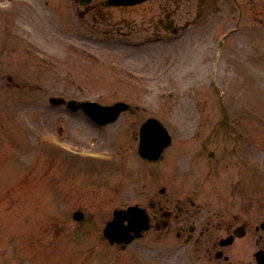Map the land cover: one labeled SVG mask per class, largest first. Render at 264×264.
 I'll return each mask as SVG.
<instances>
[{
  "label": "rangeland",
  "instance_id": "374dc122",
  "mask_svg": "<svg viewBox=\"0 0 264 264\" xmlns=\"http://www.w3.org/2000/svg\"><path fill=\"white\" fill-rule=\"evenodd\" d=\"M250 20H252V18H250ZM250 26L251 27L248 28V37L252 39L249 41L247 58H243V62H247L246 69L250 73V77L248 78L245 75L242 76L239 69L237 75H232L233 80L229 83L228 94L223 99H218L217 94L215 96L213 92H209V97L203 98L208 102H216L218 114L221 113L222 107L225 108L230 115L239 116L243 113L245 106L248 111L255 115H259L258 121L261 125L259 127L253 125L252 128L258 137L264 139V26H253L255 28H253L252 25ZM30 27L34 28L32 25H30ZM208 33V28H201V36H205V38L201 37V49H205L209 45ZM11 49H13V46H11ZM258 54H260V56ZM233 59L234 58L229 57L227 61H232ZM29 68L33 71V67L30 66ZM226 68L227 66L225 69ZM47 69L48 68L42 70L45 72ZM40 70L41 69H39V71ZM206 70L207 68L204 70L202 67V71H200L199 76L196 77L197 79H187L186 77V80L184 79V83H186L184 88L193 87V83L205 82ZM35 71L37 70L35 69ZM11 72L20 73L16 69H9L7 72L0 75V118L4 115V119L7 117L6 108L4 107L6 102L4 100L12 87H14V85H8L7 80H5L6 75ZM40 73H42V71H40ZM40 78L46 86L41 85L37 78L28 74L29 80L38 84L39 87L42 86L43 90L46 87L47 92L51 93V95L58 93L63 94L65 88L68 89L67 93H76L75 90H70L72 87L67 84L62 67L48 69L46 74H40ZM191 78H193V76H191ZM16 81L18 82L19 80ZM106 83L108 82H104L105 87L107 86ZM39 93L41 92H36L34 97L38 98ZM182 94L188 96L193 95L191 92H183ZM113 100L114 99H110L107 101L112 102ZM188 102L189 101H186V103ZM173 105L172 103L168 104L167 111L169 113L173 110ZM148 115L137 114V116L133 117L136 121V125L138 126L142 119ZM53 116L56 115L53 114ZM4 119H0V128L11 130L8 121ZM254 120H256V118H254ZM62 125L63 120L60 119L58 121V126ZM49 126L50 130L55 132V128L52 127V125ZM227 133L228 136L232 135L230 134L231 131H227ZM80 134L86 146L95 148L100 146L99 144L97 146L91 145L93 143V137H91V134L87 131L81 130ZM76 136L80 135L73 132L72 138L74 139ZM9 137L11 141H8L6 144L7 149L0 150V153L6 156L1 165L8 164V168L4 165L0 168V176L2 175L0 177V254L3 255L2 251H10V248L14 245L23 248L22 250L25 253L24 249L30 246L26 237L29 236L30 233H33L37 237L36 242L43 251H47L49 243L54 244L50 250L56 247L57 243H61L64 250L59 254L58 258H71L74 252L72 245L74 248L77 246V241L73 239L72 232L77 230L83 235L78 236V238H83L88 242H94L92 244L96 248L94 253L98 254L100 242L99 231L110 218L114 206L119 203L118 199L121 185L118 184L120 180L117 179L122 174L115 171V169L95 170V168H98L96 165L81 160H78L77 163L74 162L77 164L75 174L72 171H68L66 174L67 169H62H64L65 166L64 157L68 155L50 146L47 148L42 147L43 145L36 151H29V148L32 147L30 143L25 142L23 147L20 139L11 137V134ZM119 142V137L112 136L107 139L106 144L114 145ZM2 146L3 145H0V147ZM20 146L22 147L19 149L18 147ZM226 146L225 143H219V146L216 148L218 149L217 154H221L223 158L225 154L222 148H226ZM211 147H213V144H211ZM247 147V155H251L259 161L261 159L264 161V146L255 143ZM16 151L19 152L15 153ZM26 153L28 155H26ZM17 157L21 158L18 160ZM222 162L221 164L217 163V166L213 169V173H211L212 177H210V173H208V166H204L203 163L199 164L198 172H196L195 175L199 173L203 175L195 186L189 184L188 186L185 185L183 179L175 175V172L172 173L169 168L164 169L161 173L166 175V182L170 183L173 189H178L175 182H178L179 186L184 189H201L203 192H206V194L201 197L202 202L209 204L208 207L220 212H232L241 201L239 197L244 190L238 193L239 197H236V191H240V189L245 186L243 183L239 185L230 183V177L234 175V172H245L249 175L254 174L245 166L234 165L230 160L225 161L226 163L224 164ZM42 169H44L43 172L46 173L36 175L35 172ZM149 169L150 168H147L145 171ZM150 173L155 172L151 169ZM83 177L86 178V183L83 182ZM69 179L71 180L70 184ZM107 179H110V181L108 184H105ZM67 186H69L70 190ZM139 187V185L135 186L132 192L133 195L138 194ZM4 195L7 197H3ZM66 198H68L69 202ZM131 202H133V199ZM20 204H23L26 208L33 205L32 209L30 208L31 211L27 209L24 213V215H27L26 220L20 216L17 211ZM24 207L19 208L25 209ZM78 208L84 210L88 216L86 222H84L85 224H76V222L72 220V213ZM7 235L12 238L7 240ZM77 247L82 250V246ZM245 248L248 254L242 259L249 263L253 252L257 250L256 239L252 236H248L241 244L234 245L233 247L234 252L237 250L239 256L241 255V251ZM17 252L18 255H20V252L16 251V253ZM16 253H14V255ZM87 254H91L92 257V253L86 250L84 255ZM23 255L22 253L20 256ZM17 260L18 264H26L24 258L18 259L17 257Z\"/></svg>",
  "mask_w": 264,
  "mask_h": 264
}]
</instances>
